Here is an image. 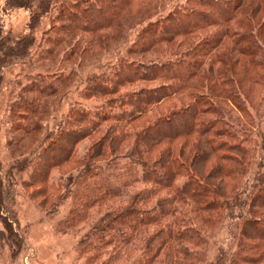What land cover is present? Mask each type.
Here are the masks:
<instances>
[{
    "label": "rangeland",
    "instance_id": "1",
    "mask_svg": "<svg viewBox=\"0 0 264 264\" xmlns=\"http://www.w3.org/2000/svg\"><path fill=\"white\" fill-rule=\"evenodd\" d=\"M200 2L213 5L215 15L222 10L217 0H145V6L153 3L154 8L142 21L131 17L140 14L134 12L96 36L78 32L66 38L50 57L38 58L41 49L51 46L45 42L46 35L63 37L62 32L50 30L54 24L63 23L55 18L60 7L44 17L34 30L30 28V10L9 8L8 0H0L1 38L9 39L6 50L0 49V264H237L248 246L263 245L247 242L244 233L253 235L252 226L246 223L249 220L261 223L264 232V210L256 208L264 204V73L249 70L243 79L244 70L237 72L238 67L230 73L225 71L232 75L236 105L224 97L208 99L213 110L201 115L199 122L201 126L216 122V127L226 133L218 138L227 143L224 151L215 156L233 157L234 161L221 162L210 156L208 164L200 160L203 154L195 158L196 147L207 150L205 144L194 142L196 137L153 144L165 139L168 131L180 128V123L177 129L169 126L167 131L158 133L153 143H142L139 149L144 153L135 154L143 132L169 113L159 108L151 112L156 108L152 106L129 124L125 113L134 109L126 103L135 101L133 94L156 87L160 81L118 85L114 94L95 92L100 91L94 88L97 80L102 83V77L115 76L111 69L115 66L118 73L122 60L130 57L129 61H151L161 55V46L151 50L149 46L148 52L141 50L146 52L142 58L131 52L146 46L140 42L143 37L147 40L141 27L149 19L155 17L154 26L164 27L165 19H173L176 9L187 6L196 10L197 17L207 15L209 9L198 6ZM242 3L246 8L230 23L217 17L194 19L195 26H215L178 39L176 45L182 46L176 53H185L208 38L214 44L206 48L208 42H204L205 51L200 49V54L212 51L204 59L200 74L207 77L213 62L228 53L231 61L239 63L240 48H250L248 43L253 39L258 45L264 42V30L259 38L255 37L257 28L264 26V0ZM246 16L252 19L248 21ZM128 23L131 28L125 34ZM226 32L231 37L235 33L244 38L253 36L242 44H234L233 37L219 47L213 36L224 39ZM32 35L36 42L28 49L30 52L19 56L11 38L21 40ZM71 43L76 50L69 48ZM165 59L153 62L169 60ZM192 63L190 66L195 61ZM219 67L220 64L215 65V69ZM190 69L185 67L186 72ZM214 74L207 81L197 78L192 83L203 82V86L216 78ZM47 77L49 82H45ZM240 80H245L243 95L237 87ZM50 84L58 90L46 97ZM188 93L189 90L177 98L185 99ZM247 98L251 102L257 100L256 104L251 105ZM36 99L40 107L30 113ZM139 99H143L142 95ZM175 99L165 102L173 105L174 113L179 109ZM81 113L91 119L88 124L77 121ZM169 149L171 158L166 154L159 160ZM183 154L189 157L187 164L194 161L192 169H180L181 175L171 182L173 189L158 188L152 181L164 185L171 181L162 178L165 159L181 160ZM239 160L245 166L234 164ZM219 166L229 167V178L224 181L218 178ZM189 177L207 179L197 191L207 192L206 200L214 201L213 209L220 207L219 210L207 213L201 209L204 204H196L191 196L182 193ZM168 202L172 204L168 206ZM166 235L172 238L166 239ZM169 240L172 241L168 243ZM263 251L261 246L260 252Z\"/></svg>",
    "mask_w": 264,
    "mask_h": 264
},
{
    "label": "trees",
    "instance_id": "2",
    "mask_svg": "<svg viewBox=\"0 0 264 264\" xmlns=\"http://www.w3.org/2000/svg\"><path fill=\"white\" fill-rule=\"evenodd\" d=\"M193 1V0H191ZM222 5V10L218 11V15H215L214 7L211 6L208 3H199L198 6L200 7H207L209 9L208 14L206 15H200L198 16V13H196L193 8L191 9L189 6L186 8H180L176 9V12L173 13L175 17L173 19H170V16L165 19V25L164 27L162 25V28L159 26H154L153 20L149 19L145 25L141 27L143 34H147V40L145 37H143L142 40H140L141 44L146 45L144 48H136L131 49L132 53L135 55H139L140 58L144 57V52L141 50H146V48H149L150 50L155 47H160L162 50L160 51L161 55H158V57L154 60L148 61V60H142V59H135V61H129L128 57L125 60H122L119 64V72L116 73V67L112 68L113 70L112 75L116 74L113 77H102L104 82L100 83L99 80H97V85L94 86V88L99 89L100 91H95L98 93H105L106 94H114L117 91L118 85L121 87H125L127 85H132L136 82L140 83H151L154 84L158 81L161 83L153 88H147L140 92V94L136 95L133 94L131 98H135V101L129 100L126 103V106L134 109L133 112H126V120H129V124L132 121H135L140 116H144L145 113H148L147 110L151 108L152 106H156L155 109L151 110L155 111L157 108H159L162 111H167L169 113L168 115H164L158 119V121L150 126L143 134L140 136L141 139L139 142H137L135 146V154H142L144 153L139 147L141 144L147 142V141H153L154 136H156L158 133H162L167 131L169 126H174V128L177 129L178 123H180L181 127L178 128L176 131H168V134L165 135V139L158 140L157 142H152L153 144H167L171 143L174 140L178 138H187L189 140H194V142H198V144H205L207 147V150L204 147V150L200 148L194 149V153H198L195 158H197L199 155L203 154V157L200 158L202 160L203 164L209 163L210 156H215L216 154H219V152L224 151L225 145L227 143H223L221 139L223 138V135H226V133H222L220 129H218L216 126V122L207 124L205 126H201L199 122V118L201 115L209 114L213 109L209 108L208 99L213 98H228L230 99L235 105L237 102V96L234 91H232V80L230 78V75L228 76L226 73H230L233 70H236L237 72H241V70H244V73L242 74L243 79L247 76V71L251 70V72L255 73H264V42L262 41L259 45L256 44L255 39L253 41L249 42V47H243L240 48L239 51L241 53L240 59H242L239 63H235V60H232L227 55H224L223 57L218 58L215 62H213V65H211V68L208 69V72L210 73L207 75V77L200 74V69H202V66L204 65V59H206L209 54L212 53V51L208 49V52L206 51V54H200V49L205 51L203 48L207 46L206 48L211 47L210 44H214L211 39L205 38L203 42L199 45H196L190 50H188L185 53H176V50L179 49L182 45H176V41L178 39L187 38L191 34L196 33L197 31H200L203 28L212 27L215 26L214 23H208L205 26H195L197 21H194V19H200V18H211L217 17V19L221 21H226L227 23H230L237 19L238 14L242 9L246 8L245 3H242V0H217ZM9 8L13 9H27L32 12L31 20H30V28L36 29L38 24L41 22V20L46 17L52 15V13L55 11L56 8L60 7L59 14L55 17L56 20H58L61 23V25H58L59 23L54 24L51 31L55 30V32H62L61 36H55L51 37V35H46L45 42L48 44L51 43V46L44 47V50H40L38 58H41V55H45V57H50L51 55L56 52L60 46H62L67 39L77 34L78 32H81L84 35H92L96 36L101 32H105L107 30H110L115 24L118 22V20H122L124 17L128 18L131 16L134 12L140 13L137 17L132 18H141V21L143 17L147 14L148 11L152 10L153 3L150 6H145L147 3H145V0H8ZM224 6V7H223ZM154 8V7H153ZM224 8V9H223ZM249 9V7H248ZM136 10V11H135ZM184 10V11H183ZM207 12V11H206ZM222 12H225L223 15ZM150 14V13H149ZM247 17V16H246ZM52 18V19H53ZM249 16L246 18V20H251ZM206 20H201L199 22H204ZM124 23V21H123ZM135 23V22H131ZM131 23H128L124 26L125 34L128 32V30L131 28ZM164 24V23H163ZM154 26V27H153ZM63 28V29H62ZM264 30V26H259L256 30L257 32V38H259L261 31ZM58 35L60 33H57ZM141 34V36L143 35ZM2 32L0 31V49L6 50L9 39L3 40L1 38ZM242 35L235 33V36H230L229 32L225 33V38L217 37L216 35L213 36L218 39L219 47L223 46L228 40L234 39V44H242L246 39H249L247 37H252L253 35H248L244 37H240ZM67 38V39H66ZM236 38V39H235ZM101 39V38H100ZM252 40V39H251ZM36 42L35 37L29 36L24 39H12L11 38V44L12 46H16L18 50L19 56L25 57L29 48L33 46V44ZM204 42H208L204 46ZM43 43V42H42ZM217 45V44H216ZM11 46V47H12ZM41 46V45H39ZM204 46V47H203ZM76 50V45L71 43L69 48ZM216 47V46H214ZM148 50V51H150ZM147 51V52H148ZM230 50L228 49V52ZM232 51V50H231ZM235 51V50H233ZM16 52V51H15ZM250 52V55L248 54ZM146 53V52H145ZM8 55V53L6 52ZM231 54V53H230ZM189 55L192 56L189 61ZM246 56L247 58H244L242 56ZM183 56V57H182ZM164 58H167L165 60L168 61H162V62H153V61H160ZM148 61V62H144ZM196 63V61L199 62V64L196 66L194 63V66H190L193 64L192 62ZM212 64V63H211ZM220 64L221 67L219 69H215V65ZM102 65V64H101ZM189 66L191 69L189 71H185V67ZM113 66V65H112ZM226 71V73H225ZM73 70L71 74H73ZM215 73V74H214ZM216 75L215 79L209 81L208 83L201 86V83H197L193 85V81L195 79H204L207 81L209 75ZM236 74V73H235ZM119 75L122 76V80L119 79ZM232 76V75H231ZM206 78V79H205ZM120 80L117 83V81ZM255 82H259L257 79H253ZM45 82H49V79L47 77V80ZM55 82H57L55 80ZM121 83V84H119ZM245 80H240L238 82V90L243 95V87H244ZM102 84V85H100ZM51 85V84H50ZM46 93L44 96H49L54 94L57 90H53L52 85L46 89ZM189 90V93L187 97L184 99L177 98L178 96L182 94H186V91ZM207 90L210 92H207ZM94 93V92H93ZM92 93V94H93ZM94 95V94H93ZM142 95V100L140 101L139 97ZM95 96V95H94ZM43 97V95H42ZM264 97V96H263ZM177 100L179 103V109H176L174 113L173 105H167V101L170 100ZM39 99V98H38ZM35 101V104L33 103L32 106H34V109L29 110L30 113H34L38 110L40 107L39 102L37 100ZM248 103H251V105L256 104L257 100H253L252 102L247 98ZM171 102V101H170ZM262 103V102H261ZM264 104V101L263 103ZM258 105V104H257ZM167 106V107H165ZM171 106V107H169ZM208 106V107H207ZM173 108V110H171ZM213 108V107H212ZM215 110V109H214ZM174 113V114H172ZM170 115V116H169ZM77 121L80 122V124H88L89 119L88 116H86L85 113H81L78 115ZM218 116V115H217ZM114 118V117H113ZM109 120V119H107ZM106 120V121H107ZM196 121L198 123H196ZM222 119H220V124L222 125ZM179 130V131H178ZM84 133V132H81ZM86 136V135H82ZM128 136H126L127 138ZM158 144V145H159ZM162 144V145H163ZM170 149L167 150L164 154L162 153L160 155L159 160L163 159V157L167 154L171 158L172 154L170 155ZM190 155V154H189ZM69 154L66 157V161H68ZM181 160L176 159L172 157V162L165 159V162H163V166H161L164 169L163 173V180L165 181L166 178L171 179V181L167 182L165 185L163 183H156L155 181H152L155 185L158 186V188L162 189H173V183L171 182L179 175H181L180 169H192L194 165V161L190 164H187L188 156H185L184 154L181 155ZM217 158V161H223L229 160L234 161L233 157H219V155L215 156ZM158 160V161H159ZM171 162V163H170ZM161 162L159 161V165ZM175 164H177V167H174ZM234 164H237V166H245L244 161H237ZM206 167V166H205ZM247 167V166H246ZM244 168V167H243ZM206 169V168H205ZM229 167H218V178L226 180L229 178ZM213 170V169H212ZM157 174V173H156ZM159 174V173H158ZM157 174V175H158ZM238 174V173H236ZM189 182L187 187H184L182 189V193H184L187 196H191L193 201L196 204H204V207L201 209L206 211L207 213H211L209 211H215L219 210L220 207L213 209V205L215 204L214 201L210 200L207 201L206 198L208 196L207 192L197 191L199 189V184L204 183L207 179L204 180L195 179L193 180L192 177L188 178ZM83 184V183H81ZM80 184V185H81ZM175 192H180L177 190V188H174ZM109 192V191H107ZM158 190H155V193H157ZM153 194V192H151ZM175 194V193H174ZM99 200V198H97ZM0 203H2L0 199ZM172 202H168L167 205L170 206ZM206 207V209H204ZM171 208V207H169ZM256 208H262L264 210V204L262 206H256ZM164 212V211H163ZM247 226L251 228V231H253V235L247 234V232L244 233V239L247 240V242H258L260 244L264 245V232L262 231L261 223L257 221L249 220L246 222ZM261 229V230H260ZM169 232H167L168 234ZM170 237L169 235H166V239ZM172 238V237H170ZM172 241L169 240L168 243ZM263 245H260V247H247V252L244 251V255H240L239 262L241 264H261L264 261V251H261V246L264 248ZM242 250H245L244 245L241 246ZM246 252V253H245ZM237 263V264H240Z\"/></svg>",
    "mask_w": 264,
    "mask_h": 264
}]
</instances>
